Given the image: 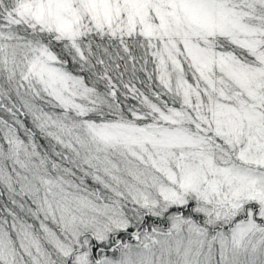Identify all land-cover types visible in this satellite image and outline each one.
<instances>
[{"label": "snow or ice", "instance_id": "obj_1", "mask_svg": "<svg viewBox=\"0 0 264 264\" xmlns=\"http://www.w3.org/2000/svg\"><path fill=\"white\" fill-rule=\"evenodd\" d=\"M0 264H264V0H0Z\"/></svg>", "mask_w": 264, "mask_h": 264}]
</instances>
